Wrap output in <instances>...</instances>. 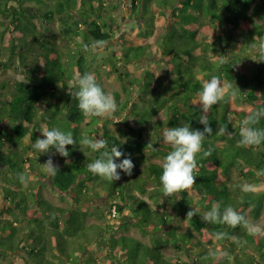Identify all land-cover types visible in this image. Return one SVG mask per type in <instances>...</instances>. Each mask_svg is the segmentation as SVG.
<instances>
[{"label": "trees", "instance_id": "obj_1", "mask_svg": "<svg viewBox=\"0 0 264 264\" xmlns=\"http://www.w3.org/2000/svg\"><path fill=\"white\" fill-rule=\"evenodd\" d=\"M28 1L40 6H28ZM51 1L53 5L47 0H0L4 28L0 74L7 76L0 92V264L9 257L17 258L14 264H264V235L250 236L242 227L208 224L200 217L214 201L232 206L251 222L264 210V190L242 191L239 186L244 184L236 180L239 173L245 184L264 185V177L257 175L264 170V143L238 144L241 121L250 110L264 105V62L256 61L255 77L250 79L235 68L253 56V40L264 39V0H132L134 14L143 19L154 17L153 3L171 14L173 23L161 38L162 46L157 44L170 76L157 77L154 68L141 77L132 74L129 68L156 53L158 46L133 45L123 32L119 40L123 48L105 60L115 69L124 64L127 94L107 91L101 84L118 105L101 123L81 113L76 77L100 73L97 49L84 46L114 39L116 22L109 9L116 5L108 6L109 0ZM40 18L42 27L36 22ZM146 23L140 30L145 37L152 26ZM69 40L76 42V49L66 52L62 43ZM212 75L231 84L236 95L226 96L206 114L213 134L206 137L197 156V195L186 190L180 198L163 197L162 165L154 160L164 158L171 146L164 143L162 130L185 124L203 130L198 93ZM235 100L249 108H236ZM127 112L140 127L124 121V128L113 132L109 128L113 118ZM160 114L164 118L158 119ZM45 127L72 132L77 143L67 146V158L52 156L54 149L41 153L32 147L43 138L40 131ZM257 127L264 128V119ZM222 128L226 132L221 133ZM82 137L105 139L109 149L115 145L131 154L132 175L118 170L121 179L108 181L89 172L87 164L99 153L80 146ZM208 148L211 155L204 157ZM49 156L59 166L52 177L42 166ZM20 173L31 179L22 184ZM47 189L69 197V207L53 204L45 196ZM103 199L110 203L109 215L114 209L121 215L129 212L133 221L115 227L112 216L97 202ZM193 208L199 214L187 218ZM97 217L103 223L90 224ZM183 218L190 224L187 231L179 229ZM130 226L151 241L116 236ZM217 230L231 238L215 239ZM169 246L176 255L165 253ZM210 251L226 255L214 261Z\"/></svg>", "mask_w": 264, "mask_h": 264}, {"label": "clouds", "instance_id": "obj_2", "mask_svg": "<svg viewBox=\"0 0 264 264\" xmlns=\"http://www.w3.org/2000/svg\"><path fill=\"white\" fill-rule=\"evenodd\" d=\"M104 42L95 40L91 46L85 45V50L89 47L99 49ZM254 61L264 62V39H254L250 44ZM76 99L81 113L85 117H97L98 123L104 118L111 117L118 108L115 96L106 92L94 73L84 72L76 77ZM236 93L232 90L231 84H224L218 75H212L210 79L204 81L202 90L198 93L199 104L201 106V115L199 123L204 127L203 130H194L189 125L166 127L162 130L164 143L171 146V150L165 155L162 162V172L159 177L162 186L163 197H169L182 191L192 188L196 184L195 171L198 167L197 156L202 152L206 137L213 134V129L209 126L207 113L226 96L232 98ZM264 119V105L253 108L241 121L239 128L240 146H259L264 143V128L257 127L260 121ZM43 138H37L32 145L34 149L41 153H48L54 149L52 156L59 154L67 158L69 151L67 146L77 143L72 132L62 131L58 127H45L40 131ZM221 133L226 129H220ZM80 146L89 148L92 152L99 153L97 158L87 164V169L93 175L99 176L108 181H118L121 179L120 171L131 176L135 167L131 154H125L119 150L118 146L113 145L110 149L108 142L102 138L82 137L79 141ZM212 149L203 151V156L211 155ZM52 156L42 164L44 172L52 177L59 172V166L54 164ZM123 157V159H121ZM119 160V162H117ZM120 170V171H118ZM257 175L264 177V170L257 171ZM18 179L22 184H26L31 179L25 174H18ZM242 191L253 190L250 184L239 186ZM222 201H214L210 208L200 215L201 220L208 224L226 225L231 228L242 227L248 235H264V225L253 223L241 212L232 206H222ZM199 209H190L186 216L193 218L199 214ZM215 239L223 240L228 237L225 231L217 230L214 233ZM237 244L242 243L239 238H232ZM226 253L210 251L209 256L215 261L219 256Z\"/></svg>", "mask_w": 264, "mask_h": 264}, {"label": "rangeland", "instance_id": "obj_3", "mask_svg": "<svg viewBox=\"0 0 264 264\" xmlns=\"http://www.w3.org/2000/svg\"><path fill=\"white\" fill-rule=\"evenodd\" d=\"M49 5H53L54 1L47 0ZM28 6H32L33 8H36L40 6L38 3H35L33 1H28L27 2ZM111 5H116V7H112L109 9L110 11V17L115 20V29H116V36L114 39L109 42V43H104L103 46H101L98 50V56H99V65L101 67V71L98 74V82L104 86V88L107 91L114 92L118 91L120 92L123 97L126 96L127 94V88L125 86V83L122 80L123 73L125 71V66L124 64H120L118 66L119 69L113 68L109 62L105 60L108 56H110L113 52L120 51L123 47L120 44L119 40L122 36V33H126V39L130 41L133 45H143V46H155L157 44H160L162 46V36L167 32V29L172 25V20H171V14L167 11H163L156 3H153L151 5V10L154 13V17L152 18L151 16L145 17L143 19L142 15H135L134 14V7L132 6V0H109L108 1V6ZM0 17V21H1ZM149 22L151 23V27H149V30L151 32L150 35L148 36H143L141 34V31L144 28V25ZM38 24L42 27L41 24V18L40 20H36ZM59 26L58 22H55L53 24V29L56 31ZM4 30L3 26L0 24V36L2 31ZM164 38V37H163ZM63 47L65 48L66 52L76 49V42L74 40H69L67 42H63ZM160 45H157L154 49L156 50V53L150 55V57L143 59L141 62L134 63L131 68V73L141 77L142 73L147 70L148 68H154L155 72L157 73V77H168L170 76L169 74V67L161 61L162 59V51L158 49ZM219 59L221 58L220 56H215L214 59ZM253 56H250L249 58L243 60L241 63L236 65V71L240 74L243 75V78H253L255 77V72H256V61L252 60ZM4 77L6 78L7 76H2L0 74V92H2L1 88V83L4 80ZM242 78V77H241ZM130 82V81H129ZM136 90L134 91L135 94ZM235 107L238 109H246L249 108V105L246 103H239L238 101L234 102ZM6 111L9 112V109L7 108ZM7 112V113H8ZM3 114V112H1ZM159 118H164L162 114H160L158 117ZM233 120L235 117L232 118ZM124 121H128L131 126L135 128H139L140 125L137 123L136 118L132 116L129 112L124 113L123 115L119 117H114L109 128L115 132L119 133L120 128H124ZM156 163L162 165L163 158H158L154 160ZM236 180L239 181L242 184L244 181L240 178L239 173H236ZM0 182L1 178H0ZM151 188L153 185L150 186ZM254 191H262L264 190V185H260L258 187H253ZM190 195L196 196L197 195V190L194 188V186L190 189H188ZM138 193V192H137ZM136 193V194H137ZM180 193V192H179ZM177 193L178 198L181 197V195ZM45 196L47 199H49L53 204L61 207H69L70 205V198L67 197L66 195H63V198H61L57 193H55L52 189H47L45 190ZM142 198H146V196L140 195ZM16 198V197H14ZM99 206L102 207V209L108 214V216H112L110 220H112V224L116 226H121V225H126V223L129 221H133V219H129V212L124 213L123 215L119 214L118 212L116 213V209H114L112 215L110 212V203L107 200H98ZM156 208V207H155ZM161 210H164L163 208ZM102 211V210H101ZM100 217L93 218L90 220V224L92 223H103V220H98ZM116 218V219H114ZM251 219V217H249ZM114 219V220H113ZM252 220V219H251ZM254 223H260L264 225V210L261 215V217L258 220H252ZM179 229L180 231H187L190 228V224L187 219H182L179 224ZM95 233V232H94ZM116 236H121V235H128L135 237L139 240L145 241V242H150L151 238L146 237L144 234L141 233V231L134 227L130 226L129 228L120 231L118 230ZM219 246V245H217ZM165 253L168 256H174L176 255V250L172 247L169 246L168 248L165 249ZM16 257H9L8 260H3L1 264H14L16 261ZM183 259L185 261H188L189 259L183 255Z\"/></svg>", "mask_w": 264, "mask_h": 264}, {"label": "built area", "instance_id": "obj_4", "mask_svg": "<svg viewBox=\"0 0 264 264\" xmlns=\"http://www.w3.org/2000/svg\"><path fill=\"white\" fill-rule=\"evenodd\" d=\"M117 213V212H116Z\"/></svg>", "mask_w": 264, "mask_h": 264}]
</instances>
